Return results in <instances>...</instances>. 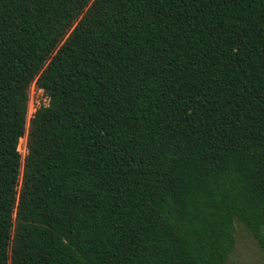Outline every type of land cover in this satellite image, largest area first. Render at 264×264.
<instances>
[{
  "label": "trees",
  "instance_id": "1",
  "mask_svg": "<svg viewBox=\"0 0 264 264\" xmlns=\"http://www.w3.org/2000/svg\"><path fill=\"white\" fill-rule=\"evenodd\" d=\"M236 221L264 250V0H0V264H225Z\"/></svg>",
  "mask_w": 264,
  "mask_h": 264
},
{
  "label": "rangeland",
  "instance_id": "2",
  "mask_svg": "<svg viewBox=\"0 0 264 264\" xmlns=\"http://www.w3.org/2000/svg\"><path fill=\"white\" fill-rule=\"evenodd\" d=\"M49 97L43 89L33 83L29 89V105L27 121L41 105H48ZM19 142V150L24 157L27 153V135ZM225 264H264V250L259 246L256 239L248 229L236 221V246Z\"/></svg>",
  "mask_w": 264,
  "mask_h": 264
}]
</instances>
